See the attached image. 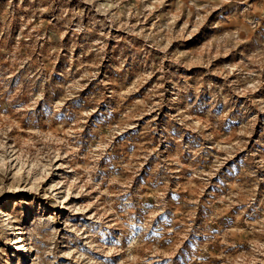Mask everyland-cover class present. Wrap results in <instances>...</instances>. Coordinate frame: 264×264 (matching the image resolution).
Segmentation results:
<instances>
[{"label":"rangeland","instance_id":"rangeland-1","mask_svg":"<svg viewBox=\"0 0 264 264\" xmlns=\"http://www.w3.org/2000/svg\"><path fill=\"white\" fill-rule=\"evenodd\" d=\"M0 264H264V0H0Z\"/></svg>","mask_w":264,"mask_h":264}]
</instances>
